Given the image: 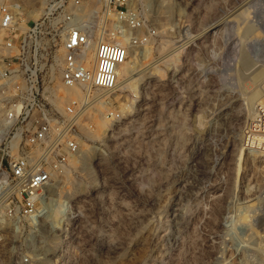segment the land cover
Segmentation results:
<instances>
[{"label":"rangeland","instance_id":"374dc122","mask_svg":"<svg viewBox=\"0 0 264 264\" xmlns=\"http://www.w3.org/2000/svg\"><path fill=\"white\" fill-rule=\"evenodd\" d=\"M142 4L157 36L133 48L129 61L143 60L148 74L135 91L110 95L97 115L111 110L120 119L100 138L81 127L91 150L56 177L50 205L67 211L60 223L44 217L29 264H264V215L251 218L256 231L241 221L245 207L264 204V158L239 152L251 118L247 97L258 84L235 49L240 37L264 38L239 17L251 7L250 19L264 18V0ZM20 6L22 24L38 18ZM65 174L81 184L77 193L66 192Z\"/></svg>","mask_w":264,"mask_h":264},{"label":"built area","instance_id":"2783aa9c","mask_svg":"<svg viewBox=\"0 0 264 264\" xmlns=\"http://www.w3.org/2000/svg\"><path fill=\"white\" fill-rule=\"evenodd\" d=\"M143 1L43 0L40 16L26 26L21 4L0 3V261L30 263L49 191L85 143L81 127L93 130L92 115L117 91L133 48L157 36ZM60 85L83 95L60 107ZM105 116L120 119L111 110ZM247 143L264 152L261 105Z\"/></svg>","mask_w":264,"mask_h":264},{"label":"bare ground","instance_id":"6f19581e","mask_svg":"<svg viewBox=\"0 0 264 264\" xmlns=\"http://www.w3.org/2000/svg\"><path fill=\"white\" fill-rule=\"evenodd\" d=\"M3 1L4 0H0V2H3ZM12 1L14 2V4L17 3V5L18 4H21V1H22V3H25L29 7L28 10H27V12H26L27 15L29 16V18H35L36 19L37 17L40 16V13H41V11L43 9V0H40L39 1L40 2V6L39 7H37L38 5L36 6V0H12ZM155 3H157L159 7H162V9H165V10L166 9L169 10L170 6H172L171 5V0H144V7H146L147 10H148V8L149 9L150 8L152 9V7L154 6ZM167 13H169V12H167ZM252 13H253V11L251 10V7H249L246 10H244V12H242V14L239 15V17L240 18H245V19H242L244 21L250 20V22H251V24H252L253 27H255L257 30L262 29L264 31V18H262V19H250V18H252ZM227 23H229V22H227ZM20 25L21 26H26L27 23L24 22L23 24L21 23ZM260 37H261V35L258 33L254 37V39H252L250 42H246V40H243V38L240 37V40L238 41L239 44L237 43L238 45L235 46V49H238V47H240V49L243 50V52L240 53L241 55L239 54L240 55V58L243 59V62L247 66H248V64L251 63L250 68L252 70L250 69L251 72L249 74L248 79H251L254 83L258 84V89H256L253 92H251L248 95V97H247V102L249 103V106H250L249 109L251 111V118H250V122L248 124V128H249V126H250V124H251V122H252V120L254 118V110H255V108L257 106H259V105H261L262 107H264V38L261 39ZM243 41L246 43V46L247 47H242L241 44L243 43ZM118 42H121V41H118ZM121 43L122 44H125V42H121ZM180 49H178V50H180ZM147 51L148 52H146L147 53L146 54V57H144L143 59L145 60L147 58L150 61L152 59V48L151 49H148ZM239 51H238V53H239ZM236 52H237V50H236ZM174 54H176V53H174ZM248 54H251L252 58L251 57L249 58L250 55H248ZM177 55H179V53H177L176 56ZM142 61L139 60L138 61V64L134 63L132 65V63L128 59L121 66V68L119 69L118 88H122V89H132L133 91H135V89L137 88V85H138L137 83H140V81H142L143 79H145L146 75L148 74V67L149 66L146 65L145 62L143 63ZM155 69H156V67H155ZM157 72L159 73V76L161 77L162 76L161 70H157ZM59 93L62 95V99L58 103V105L60 107L64 106L65 102L68 101L65 98H74L75 99V98H81L82 95H83L82 92H81V90L79 88H66V87H63L61 85H60ZM123 106L124 107L122 108V110L124 112L126 110L129 111V109H128L129 108V105L128 104L127 105L125 104ZM99 110H104L103 105L97 106L96 111H95V114L92 115V117H93L92 119L96 123V126L98 127L97 128L98 130L93 129L94 130L93 131V130L85 129L86 133H87V130L88 131H92L91 133L89 132V134H90V137L92 136L93 138H100L101 137L100 132H102V130H104V132H106L107 129H108V127H109V125H110V120H108L105 115H103L104 117H100V116L97 115ZM226 125H227V123H226ZM261 140H262V138H259L258 139V141H261ZM84 145H85V147L83 146L84 149H82L81 150V153H80L81 156H79V157H82L81 159L83 160V163H85V161L87 159V154L91 150V147L89 145H87V144H84ZM248 150H250V149H249L248 143H247V132H246L245 135L243 136V142H242V146H241L239 152H241V156H242V153H247ZM251 152L252 153H256L257 151H251L250 150V153ZM258 153H260L262 155V157L264 158V152H260L259 151ZM75 157H77V156H75ZM75 157H73V158L70 159L69 166L71 168L72 167L75 168V167L78 166L77 165L78 164V160ZM263 162H264V160H263ZM64 178L67 181L66 185H69V186L66 187V192H68L69 195L70 194L72 195V194L77 193V191L79 190V187H80L81 184L78 183V182L72 181L71 177L68 174H65L64 175ZM181 184L183 185V183H181ZM181 188H183V187H181ZM234 206H235V204H234ZM66 208H64V207L62 208L61 207V208L54 209V208L51 207V205H49V207L47 208V212L45 213L44 217L45 216L50 217V218H53L54 217V219L55 218H59V223H60L61 222V217L60 216L62 214H64L65 211H67ZM245 210H246V212H245V214H243L244 216L242 217V219L240 218L241 221L245 220L248 223L250 222V227H249L250 230L256 231L258 229L256 227L258 226L259 223L258 224L254 223V220L257 221V218L256 219H251V218H255L254 216H256V215H261V216L264 215L263 214V212H264V204L263 205H260V204H252V205H249V206L245 207ZM235 211H237V210H235ZM192 218H193V216H192ZM197 220L198 219H196V221ZM190 221H191V218H190ZM43 224L44 223L42 221L40 223V227H39L40 229H42V227L44 226ZM190 224H192V222ZM263 225L264 224L262 223L260 226H263Z\"/></svg>","mask_w":264,"mask_h":264}]
</instances>
